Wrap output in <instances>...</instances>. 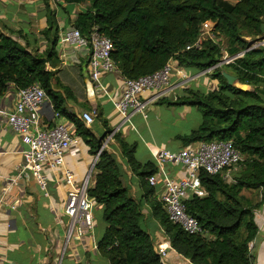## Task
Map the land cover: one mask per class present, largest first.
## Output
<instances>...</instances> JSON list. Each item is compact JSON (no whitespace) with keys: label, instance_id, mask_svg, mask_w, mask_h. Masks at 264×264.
I'll list each match as a JSON object with an SVG mask.
<instances>
[{"label":"trees","instance_id":"16d2710c","mask_svg":"<svg viewBox=\"0 0 264 264\" xmlns=\"http://www.w3.org/2000/svg\"><path fill=\"white\" fill-rule=\"evenodd\" d=\"M62 1L89 3L78 14L73 28L86 36L96 27L108 37L113 46L111 58L121 76L128 79L152 74L170 59L185 72L198 74L218 63L222 52L234 56L245 50L249 44L245 37L264 36V0ZM204 22L212 24V38L204 39L199 49L185 50L199 36ZM58 32L50 12L48 27L41 31L46 41L42 52L28 41L22 44L0 33V96L9 84L20 89L36 83L49 97L53 109L64 113L62 99L53 89L56 72L47 68L49 59L55 56ZM222 72L233 75L238 84L250 89L228 85ZM208 78L216 80L214 89H185V95L166 102L195 106L201 114L200 125L178 139L184 145L230 141L242 155V161L230 169L229 180L223 174L198 173L197 181L205 196L186 198L184 205L201 232L188 234L168 220L162 203L153 196L154 186L147 178L156 173L155 164L138 161L134 156L135 144L126 143L115 132L113 140L126 167L138 179L142 199L129 195L116 156L102 151L93 168L94 184L87 192L100 206L104 228L96 241V252L108 264H163L150 235L141 226L144 204L171 249L190 264L253 263L248 244L257 231L254 211L264 203V48L245 51L233 62L215 69ZM75 125L76 134L95 153L100 141L79 123ZM242 190H251L253 194L245 197Z\"/></svg>","mask_w":264,"mask_h":264},{"label":"crops","instance_id":"0c3cea01","mask_svg":"<svg viewBox=\"0 0 264 264\" xmlns=\"http://www.w3.org/2000/svg\"><path fill=\"white\" fill-rule=\"evenodd\" d=\"M88 7L87 2L72 4L60 1L51 5L44 0H0V33L22 44L28 41L31 46H36L38 51L42 52L46 41L41 31L48 27L50 12L53 13L59 35L73 28L78 14ZM87 60L88 53L85 49L77 50L72 46L56 44L55 56L49 59L47 68L56 72L53 89L62 99L61 109L64 113H60L59 118H53L52 114L56 111L51 103H45L40 111V119L43 127L59 122L75 133L77 122L89 131L95 140L102 143L108 135L104 137L107 131L115 129L120 123L113 102L123 90V78L119 72L113 71L102 74L98 81L92 82ZM204 77L199 76L184 85H178V81L173 78L172 89L161 98L162 100L159 99L161 101L147 106L145 117L136 114L118 129L120 137L126 143L135 144L134 156L138 161H152L160 170L153 187V196L159 202L165 194L164 177L182 179L186 177V171L179 164L160 165L156 160L158 150L175 152L181 148H196L198 142L184 145L178 137L187 135L201 123V114L197 107L166 102H174L178 97L185 95V89L202 88L208 91L211 85L216 87V81L210 80V83L208 77H205L206 80L201 86L199 82ZM237 85L244 90L250 89L247 85ZM16 101L17 89L13 84H9L0 96V108L11 112ZM23 148L18 134L0 118V195L3 184L15 178L23 162ZM118 148V144L112 139L105 151L114 154L121 163L123 182L129 195L134 199H142L138 179L126 167ZM94 150L79 136L76 154L65 157V166L73 173L78 183L90 173L97 152L93 153ZM25 171V177L18 181V188H14L9 196L16 194L21 197L22 204L13 210L3 207L0 211V264H108L98 257L96 252V241L103 230L96 233L93 226L90 235L79 240L66 241V219L62 209L67 187L60 180L58 172L55 173L46 167L34 172L30 165H26ZM39 177L44 179L43 189L38 183ZM93 184L94 179L91 178L89 187ZM241 193L248 198L253 194L251 190H242ZM194 195L205 196L198 181L188 192L187 198ZM95 208L100 210L99 205ZM142 212L144 221L152 219L156 222L151 234L146 229L145 222L142 228L150 235L155 252L158 248L165 250V256L161 258L162 263L190 264L171 249L167 237L146 204ZM60 219L63 223L59 222ZM254 223L257 231L250 242L252 264H264V203L254 211Z\"/></svg>","mask_w":264,"mask_h":264},{"label":"built area","instance_id":"2783aa9c","mask_svg":"<svg viewBox=\"0 0 264 264\" xmlns=\"http://www.w3.org/2000/svg\"><path fill=\"white\" fill-rule=\"evenodd\" d=\"M51 5H56L62 0H44ZM210 22H204L200 27V34L196 40L187 45L185 50L199 49L202 41L212 38ZM218 42V40H217ZM58 45L72 46L77 50L85 49L88 53L87 67L92 82L98 81L100 76L107 72H119L111 58L113 49L111 40L98 31L96 27L83 36L76 28L65 30L58 35ZM264 46V38L250 42L245 50L234 56H228L222 52V57L215 65L199 72L189 75L177 65L174 59H170L162 68L152 74L140 76L135 79L123 78V90L120 96L113 102L115 113L120 123L109 133L104 142L98 148L90 173L84 180L78 183L73 173L65 166V157L74 156L79 143V136L71 132L62 123H54L53 126L43 127L40 119V111L45 103L50 104V99L44 90L36 83L17 89V101L11 112L0 108V118L20 137L24 146L22 149L23 162L16 172L15 178L6 181L1 189L0 211L3 207L13 210L22 204V198L13 195L12 190L18 188V181L24 176L26 165H30L34 172L46 167L53 172H58L62 183L67 187L63 201V216L65 217L66 241L70 239H81L88 236L93 228V210L95 203L88 195L90 179L93 178V168L99 154L106 149L112 141L113 135L119 127L136 114L144 117L147 106L164 97L171 89V80L175 78L178 85H184L199 76L212 73L222 65L233 62L234 59L243 55L247 50ZM120 73V72H119ZM213 82V80H211ZM216 81V80H215ZM211 83V82H210ZM211 85V84H210ZM215 87H208L212 90ZM53 118H59L54 112ZM157 162L162 164H179L186 171V177L178 180L164 177L165 194L161 199L163 210L171 223L177 224L188 234L201 232V227L196 219L185 211L184 201L188 192L194 188L200 171L207 174H223L227 180L230 178V169H234L242 161V155L234 148L230 141L198 142L196 148H181L172 152L167 149H159L156 155ZM156 173L147 178L151 186H155ZM163 176V175H162ZM38 183L43 189L44 179L39 177ZM60 223L63 220L60 219ZM250 243L248 249L250 250ZM156 253L160 259L164 258L165 250L158 248Z\"/></svg>","mask_w":264,"mask_h":264},{"label":"rangeland","instance_id":"374dc122","mask_svg":"<svg viewBox=\"0 0 264 264\" xmlns=\"http://www.w3.org/2000/svg\"><path fill=\"white\" fill-rule=\"evenodd\" d=\"M228 2L230 3H234L235 0H227ZM263 26H264V20H263ZM264 38V36L260 37V39ZM245 39L250 43V42H254L256 40H260V39H252V37H245ZM264 48V46H263ZM209 75H205V77H208ZM203 78L200 80V84L201 86H203V83H204V80H206V78ZM209 81L211 79L207 78ZM211 82V81H210ZM238 83L234 84L233 86L236 87L237 89H240V90H244V89H241L240 87H238L237 85ZM202 89V88H201ZM146 112V111H145ZM93 215H94V221H93V226H94V229H95V232L97 233H100L102 232L103 228H104V222L102 221L100 215H99V208H94L93 210ZM145 222V224H144ZM143 224L145 225L146 229H148V231L151 233H153L154 231V226L156 227V222L154 220H147V221H144L142 220L141 221V226H143ZM154 225V226H153ZM157 230V229H156Z\"/></svg>","mask_w":264,"mask_h":264},{"label":"water","instance_id":"95a60500","mask_svg":"<svg viewBox=\"0 0 264 264\" xmlns=\"http://www.w3.org/2000/svg\"><path fill=\"white\" fill-rule=\"evenodd\" d=\"M222 76L226 79L228 85H234L237 83L236 78L231 74L222 72Z\"/></svg>","mask_w":264,"mask_h":264}]
</instances>
